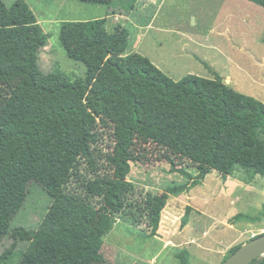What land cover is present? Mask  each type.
<instances>
[{"label":"trees","instance_id":"1","mask_svg":"<svg viewBox=\"0 0 264 264\" xmlns=\"http://www.w3.org/2000/svg\"><path fill=\"white\" fill-rule=\"evenodd\" d=\"M249 1L264 7V0ZM107 21H61L68 56L87 66L84 77L71 80L56 69L42 70L39 53L48 36L30 5L0 0V84L14 82L0 107V208L49 125L75 154L39 224L9 231L26 242L15 264H112L102 247L116 219L144 225L145 237H154L169 196L188 192L213 170L223 179L238 169L251 178L264 176L263 101L235 90L216 72L172 79L147 56L128 52L129 30L121 24L109 30ZM151 144L184 182L155 193L128 179L131 162L143 160ZM190 211L187 205L182 226ZM15 252H0V264H13ZM251 264H264V256Z\"/></svg>","mask_w":264,"mask_h":264},{"label":"rangeland","instance_id":"2","mask_svg":"<svg viewBox=\"0 0 264 264\" xmlns=\"http://www.w3.org/2000/svg\"><path fill=\"white\" fill-rule=\"evenodd\" d=\"M4 1L10 5L14 0ZM25 1L48 36L47 45L39 53L44 72L56 69L71 80L84 77L87 66L68 56L60 40V23L111 14L107 18L109 30L117 24L129 30L127 51L147 56L172 79L179 80L187 74L214 77V72L223 78L230 75L231 87L264 102V87L260 83L264 82V7L252 1L113 0L110 5L81 0ZM113 11L122 14L113 15ZM13 84H0V107ZM105 138L106 145L111 144L107 135ZM74 159L70 146L51 125L38 136L0 208V252L13 247L17 251L13 264L18 262L19 249L26 242L15 241L9 231L16 226L39 224ZM188 170L197 173L191 167ZM232 176L244 180V184L226 186L221 174L213 170L188 192L167 199L162 210L165 222L160 224L167 227L166 221L170 219L171 240L175 244L195 239L196 244L186 245L188 250L183 245L180 252L177 248H162V239L145 237L144 225L134 226L116 219L104 236L105 257L112 264H221L232 246L264 232V176L257 174L251 178L242 169ZM128 179L143 192L156 193L173 183L184 182L186 177L172 171L169 162L159 158L158 149L151 144L143 160L131 162ZM187 205L191 206L185 225L188 228L181 232ZM238 213L245 216L237 220ZM226 220L233 226H228Z\"/></svg>","mask_w":264,"mask_h":264},{"label":"crops","instance_id":"3","mask_svg":"<svg viewBox=\"0 0 264 264\" xmlns=\"http://www.w3.org/2000/svg\"><path fill=\"white\" fill-rule=\"evenodd\" d=\"M137 1V0H136ZM135 1V2H136ZM140 0H138V2H139ZM113 13V15H119L121 12H116V11H113L112 12ZM122 14V13H121ZM109 16H111V14L110 15H108V14H106V17L108 18ZM149 21V20H148ZM148 21H147V23H148ZM135 24H137V22H135ZM134 24V26H136ZM224 79V81L226 82V83H228L230 86H231V83H232V81H233V77L232 76H230V75H227L225 78H223ZM264 81V80H263ZM261 84H262V86L264 87V82H260ZM224 180V184L226 185V186H239V185H242V184H244V180L242 181V180H238V179H235V178H233V176H228L226 179H223ZM248 188L249 189H251V188H253V185L252 184H250V185H248ZM165 214L162 212V218H161V221H165L164 220V216ZM226 222H227V224H228V226H233V224H230L227 220H226ZM166 224H167V227H165V225L163 226V224L161 223L160 224V226H159V229H158V235H156V236H154V239H156V238H160V239H162L160 242L163 244L162 245V248H169V247H172L173 249H176V250H178V252H180L184 247L183 246H185V248L184 249H186V250H188L187 249V247H186V245H189V244H196L195 243V239H193V238H191L190 240H186V242H183V243H181L182 245H179V244H175L174 242H172V240H171V237H172V233H173V231H172V233H171V226H172V223L170 222V219L168 218V220L166 221ZM188 227H184V230H182L181 232H183V231H185L186 229H187ZM180 233V232H179ZM159 234H163V237H160L159 236ZM190 251V250H189ZM218 259V258H217ZM217 261V260H216ZM213 264L215 263V261H211ZM216 264V263H215Z\"/></svg>","mask_w":264,"mask_h":264},{"label":"water","instance_id":"4","mask_svg":"<svg viewBox=\"0 0 264 264\" xmlns=\"http://www.w3.org/2000/svg\"><path fill=\"white\" fill-rule=\"evenodd\" d=\"M264 255V232L253 236L242 243L221 264H251L256 258Z\"/></svg>","mask_w":264,"mask_h":264}]
</instances>
